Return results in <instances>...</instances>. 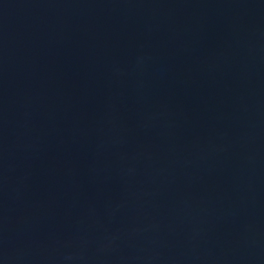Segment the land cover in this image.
<instances>
[{"label": "water", "instance_id": "water-1", "mask_svg": "<svg viewBox=\"0 0 264 264\" xmlns=\"http://www.w3.org/2000/svg\"><path fill=\"white\" fill-rule=\"evenodd\" d=\"M0 264H264V0H0Z\"/></svg>", "mask_w": 264, "mask_h": 264}]
</instances>
